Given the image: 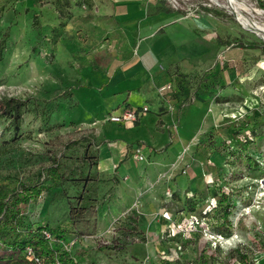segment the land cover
I'll return each instance as SVG.
<instances>
[{
	"label": "rangeland",
	"instance_id": "rangeland-1",
	"mask_svg": "<svg viewBox=\"0 0 264 264\" xmlns=\"http://www.w3.org/2000/svg\"><path fill=\"white\" fill-rule=\"evenodd\" d=\"M82 1L0 0V40H5L0 100L17 97L25 107L18 128L0 117V180L12 186L36 181L43 187L39 196L18 205L20 228L42 221L58 233L75 214L70 218L78 236L75 248L85 247L77 248L79 264H264V0L156 2L182 16L215 52L192 73H184L185 86L177 96L180 108L200 110L199 129L186 138L183 151L160 163L154 178L141 175L135 181L144 197L157 191L158 215L165 221L156 253L145 263L124 254L126 243L118 236L122 218L108 227L109 234H98L97 212L120 191L133 187L127 173L155 169L154 157H166V151L155 154L151 141H142L139 161L129 153L130 144L117 165L129 168L126 174L117 173L116 167L107 178L101 170L104 138L118 125L132 130L135 122L129 127L112 122L109 116L114 113L97 127L81 121L95 98L92 89L71 77L79 71L72 68L70 38L102 34L104 23L95 10L98 4ZM73 6L83 12L67 14ZM64 33L70 38L58 44ZM108 37L100 39L105 46L117 40ZM103 59L96 56L97 61ZM171 78L175 82L176 75ZM145 114L149 125L154 111L142 112L139 118ZM135 127L125 137L148 135L145 126ZM188 149L192 153L184 158ZM53 167L59 178L53 176ZM132 203L136 207L139 198ZM224 204L228 225L222 224ZM134 215H128L131 238L137 235Z\"/></svg>",
	"mask_w": 264,
	"mask_h": 264
},
{
	"label": "crops",
	"instance_id": "crops-1",
	"mask_svg": "<svg viewBox=\"0 0 264 264\" xmlns=\"http://www.w3.org/2000/svg\"><path fill=\"white\" fill-rule=\"evenodd\" d=\"M82 2L92 3L95 6L98 4L95 10L99 13V19L104 20L102 34L94 37L91 36L95 33L82 37L74 34L70 38L64 33L58 42L61 44L66 38L72 40L69 55L74 64L72 68L78 69L79 72L71 77L75 82H80L82 86L93 91L94 104L81 121L92 122L97 127L103 120H107L110 113L116 114L125 109L141 111V107L147 105V111L151 109L155 114L149 125L145 124L149 123L147 122L149 120L145 122L143 119L147 114L138 118L133 124L132 130L136 129V125L145 126V130L149 131L147 136L135 135L131 136V139L135 140H131L125 135L132 130L118 125L113 135L104 138V156H100L99 153L101 170L106 172L107 178L113 177L116 167L117 173L126 174L125 170L127 172L130 169L125 165H117L122 162L129 149L127 145L130 144L132 148L142 141H151L152 145L150 144L149 147L155 154L166 151V157L159 155L154 157L155 169L154 166H149L146 173H141L143 172L141 167L139 168L141 171L137 173L134 169L127 173L132 175L128 184L133 187L120 191L109 206L97 212L98 234L106 236L110 233L109 230L107 232L108 227H113L115 221L122 218L120 221L122 230L118 236L126 243L124 254L128 259L130 255L138 262L145 263L146 259L156 253L157 241L165 221L164 219L162 221L158 215L160 201L157 191L144 197V193L139 194L140 184L136 185L135 181L141 180V175H147L145 177L149 179L154 178L160 163L165 159H169L167 162L171 161L177 152L183 151L184 141L199 129L200 124V110L196 106L180 108L177 106V100L168 97L167 94L160 96L157 88L165 83L170 71L192 73L199 67L198 63L207 59L215 49L213 45H209L204 35L197 34L182 16L166 6H160V3L157 5V0H83ZM68 9L71 12L67 14L71 16L83 12L76 6ZM66 19L64 17V20ZM108 36H115L117 40L105 46L106 42L100 41ZM97 43H100L97 47L93 46ZM90 51L95 55H91ZM96 56H102L104 59L97 61ZM176 107L177 112H175ZM123 124L128 127L130 125L129 122ZM152 132L158 136L153 137ZM149 137L153 138L149 139ZM160 137L163 140L158 142L157 139ZM132 141L136 142L132 143ZM191 153V149L184 150V158L189 157ZM197 165L195 164V169L198 171ZM143 180L148 181L145 178ZM137 197L140 203L135 207L132 201ZM131 214H135L133 223L137 226V235H133V238H131L132 229H128L131 226L128 215ZM87 242L88 245L92 244L91 241L87 240ZM77 248L73 249V254L79 260L81 251ZM118 262L113 264H121L120 261Z\"/></svg>",
	"mask_w": 264,
	"mask_h": 264
},
{
	"label": "trees",
	"instance_id": "trees-1",
	"mask_svg": "<svg viewBox=\"0 0 264 264\" xmlns=\"http://www.w3.org/2000/svg\"><path fill=\"white\" fill-rule=\"evenodd\" d=\"M5 46V40H0V58ZM256 46V45H253ZM165 83L171 84V98L177 100L184 88L186 77L183 73L169 72ZM176 75L175 82L171 76ZM173 81V83H171ZM23 101L17 97H4L0 100V117H7L15 128L19 127L21 116L25 111ZM54 177H60L55 167L51 168ZM36 181L19 183L12 186L10 183L0 180V264H33V260L27 255L26 248L29 246L40 257L43 264H51L54 259H59L62 264H79L73 251H64L61 241L75 239L76 229L73 228L71 215L61 232L55 233L46 222H35L26 228H20L21 212L18 205L26 203L32 197L39 196L43 188ZM37 194V195H36ZM225 203V199L222 200ZM222 224H229L228 212L225 204L222 211ZM47 234L49 236H47Z\"/></svg>",
	"mask_w": 264,
	"mask_h": 264
},
{
	"label": "built area",
	"instance_id": "built-area-1",
	"mask_svg": "<svg viewBox=\"0 0 264 264\" xmlns=\"http://www.w3.org/2000/svg\"><path fill=\"white\" fill-rule=\"evenodd\" d=\"M170 90H171L170 83H164L157 88L158 94L162 97L166 94L169 97L168 91ZM140 110L141 111H139L138 109H125L119 113L109 116V120L119 124H123L127 122H136L140 116V113L146 112L148 110V107L142 106ZM131 155L136 160L140 161L143 159V153L139 146H136L135 149L131 151ZM47 236L49 235L47 234ZM75 245H76L75 239H66L61 241L62 249L67 252H71L75 248ZM26 251H27V255L33 260V264H43L40 257L37 256L29 246L26 248ZM51 264H62V263L59 259H54L51 262Z\"/></svg>",
	"mask_w": 264,
	"mask_h": 264
},
{
	"label": "bare ground",
	"instance_id": "bare-ground-1",
	"mask_svg": "<svg viewBox=\"0 0 264 264\" xmlns=\"http://www.w3.org/2000/svg\"><path fill=\"white\" fill-rule=\"evenodd\" d=\"M208 1V0H207ZM210 1H216V0H210ZM217 2V1H216ZM233 0H228V3L229 4H232ZM235 3V2H234ZM227 6V5H226ZM245 8V7H244ZM230 10V9H229ZM233 12V11H232ZM235 14V13H234ZM249 29V28H248ZM259 29H262V28H259ZM254 30V29H253ZM263 30V29H262ZM264 31V30H263Z\"/></svg>",
	"mask_w": 264,
	"mask_h": 264
}]
</instances>
